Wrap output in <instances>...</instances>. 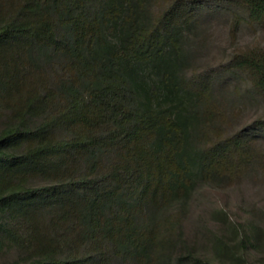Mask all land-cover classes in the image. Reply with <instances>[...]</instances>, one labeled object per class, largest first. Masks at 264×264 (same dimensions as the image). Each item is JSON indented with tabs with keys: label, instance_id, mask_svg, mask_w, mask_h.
Returning a JSON list of instances; mask_svg holds the SVG:
<instances>
[{
	"label": "trees",
	"instance_id": "trees-1",
	"mask_svg": "<svg viewBox=\"0 0 264 264\" xmlns=\"http://www.w3.org/2000/svg\"><path fill=\"white\" fill-rule=\"evenodd\" d=\"M227 5L264 24V0H0V264H248L235 226L187 233L197 187L264 161V117L232 131L218 69L191 71ZM222 67L264 95V48Z\"/></svg>",
	"mask_w": 264,
	"mask_h": 264
},
{
	"label": "rangeland",
	"instance_id": "rangeland-1",
	"mask_svg": "<svg viewBox=\"0 0 264 264\" xmlns=\"http://www.w3.org/2000/svg\"><path fill=\"white\" fill-rule=\"evenodd\" d=\"M236 15L243 14L233 5L213 8L203 15L191 40V71L210 67L219 71L217 78L226 95L227 108L234 114L232 131L264 117V95L253 88L249 77L222 67L244 49L264 48V24L249 23L242 17L238 31L233 32L231 23ZM259 138L258 148L264 153V135ZM233 226L254 245L248 264H264V161L239 183L203 185L193 191L187 233L200 250L208 253V239L216 233L227 234L225 229Z\"/></svg>",
	"mask_w": 264,
	"mask_h": 264
}]
</instances>
